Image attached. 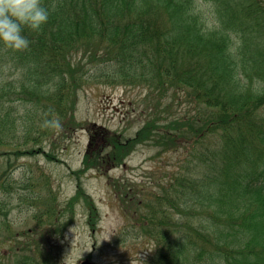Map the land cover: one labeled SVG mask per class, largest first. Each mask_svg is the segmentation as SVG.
Here are the masks:
<instances>
[{
    "label": "trees",
    "instance_id": "trees-1",
    "mask_svg": "<svg viewBox=\"0 0 264 264\" xmlns=\"http://www.w3.org/2000/svg\"><path fill=\"white\" fill-rule=\"evenodd\" d=\"M42 3L49 19L39 31L24 29L27 50L0 44V145L16 130L15 103L37 111L21 116L22 145L48 135L40 127L46 113L63 122L73 112L72 94L86 79L73 68L81 51L86 64L103 68L90 78L144 85L192 106L180 117L151 118L129 138L104 130L99 147L92 134L84 156L96 168L122 163L141 143L182 150L144 212V232L157 245L148 264H264V1ZM13 183L7 171L0 174V225L7 229ZM35 186L27 196L38 206L33 217L61 232V208ZM42 247L15 263L56 264Z\"/></svg>",
    "mask_w": 264,
    "mask_h": 264
},
{
    "label": "rangeland",
    "instance_id": "rangeland-1",
    "mask_svg": "<svg viewBox=\"0 0 264 264\" xmlns=\"http://www.w3.org/2000/svg\"><path fill=\"white\" fill-rule=\"evenodd\" d=\"M75 56L81 63L73 68L86 74V79L72 94L74 109L61 121L63 132L49 131L40 141L22 145L21 116L33 118L37 111H29V105L22 103H15L11 111L10 119L17 127L8 142L0 145V174L7 171L16 180V190L7 208L10 225L8 229L0 225V264H16L14 257L32 255L37 245L44 246L43 257L56 264H81L86 258L94 264H148L156 253L155 241L143 229L144 212L151 194L178 168L182 150L164 151L163 146L146 142L118 165L103 163L95 168L83 160L92 134L99 147L104 130L129 138L151 118L159 122L166 116L168 120L180 117L190 113L192 106L144 85L90 78L103 68L86 64L89 59L81 51ZM32 182L61 208V224L66 223L61 232L51 230L54 223L49 229L33 217L38 206L27 197Z\"/></svg>",
    "mask_w": 264,
    "mask_h": 264
},
{
    "label": "clouds",
    "instance_id": "clouds-1",
    "mask_svg": "<svg viewBox=\"0 0 264 264\" xmlns=\"http://www.w3.org/2000/svg\"><path fill=\"white\" fill-rule=\"evenodd\" d=\"M49 15L50 9L43 5L42 0H0V44L13 51L27 50L30 41L23 34L24 29L41 30ZM40 127L55 134L63 132L61 120L51 118L48 113L45 114ZM87 250L90 251L91 248Z\"/></svg>",
    "mask_w": 264,
    "mask_h": 264
},
{
    "label": "water",
    "instance_id": "water-1",
    "mask_svg": "<svg viewBox=\"0 0 264 264\" xmlns=\"http://www.w3.org/2000/svg\"><path fill=\"white\" fill-rule=\"evenodd\" d=\"M81 264H94L93 262H91L89 259H84Z\"/></svg>",
    "mask_w": 264,
    "mask_h": 264
}]
</instances>
